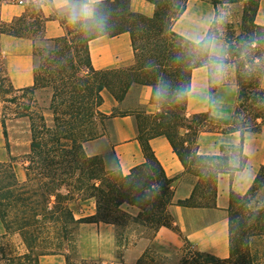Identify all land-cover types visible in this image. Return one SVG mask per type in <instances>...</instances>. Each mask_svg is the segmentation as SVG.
<instances>
[{"label":"trees","instance_id":"1","mask_svg":"<svg viewBox=\"0 0 264 264\" xmlns=\"http://www.w3.org/2000/svg\"><path fill=\"white\" fill-rule=\"evenodd\" d=\"M6 1L0 0V7ZM147 1L154 6L152 18L130 13L129 0L97 3L91 19H83L76 10L72 22L60 20L65 34L58 39L43 37L45 19L41 6L28 8L10 23L0 20V36L33 41L34 74L33 87L16 90L0 59L3 82L0 93L29 96L22 113L15 117L26 121L29 133L24 182L17 181L11 161L0 162V222L6 235L19 236L24 252L11 257L0 254V263L39 264L41 257L62 255L66 264H104L79 257L76 232L81 224L104 223L122 232L140 227L153 232L161 227L174 230L169 207L212 208L218 177L230 171L227 157L199 156L187 150L185 144H190L202 128H227L224 130L240 132L242 140L243 133L251 130L247 126L249 121L256 128L264 125V90L260 88L264 74V26L254 24L259 2L246 1L240 22L226 27L227 33L223 35L226 57L217 59L208 56L209 42L216 35L214 30L200 43H191L170 30L187 0ZM75 2L80 5L85 0ZM100 17L102 27L98 23ZM122 33L130 35L133 68L94 70L89 62L88 43L97 37ZM210 62L234 65L237 105L229 120H216L208 114L188 120L185 102L190 72ZM132 84L151 87L152 102L157 107L155 114L144 116L129 108H113L110 115L100 111L103 93L120 103ZM38 92H48L47 103L39 102ZM2 101L14 103V99ZM134 113L137 139L146 163L123 175L113 143H109L108 122ZM1 127L6 138L4 119ZM185 129L193 132L191 140L178 141L180 130ZM157 136L168 140L185 171L196 179L189 199L173 201L171 181L149 147V140ZM88 143H108L116 170L105 161L103 153L87 154ZM89 201L93 202L92 214L85 208ZM228 230L229 258L199 252L183 239L177 264L260 263L259 251L254 248L259 247L256 239L264 240V164L243 196L231 194ZM122 240L123 234L117 233V247L126 246V240L124 245ZM109 264L125 263L120 254ZM136 264L170 263L167 257L154 258L147 252Z\"/></svg>","mask_w":264,"mask_h":264},{"label":"crops","instance_id":"2","mask_svg":"<svg viewBox=\"0 0 264 264\" xmlns=\"http://www.w3.org/2000/svg\"><path fill=\"white\" fill-rule=\"evenodd\" d=\"M114 0H85L78 4L75 0H7L0 7V20L10 23L20 17L28 8L41 6L45 19L43 37L58 39L64 36L65 28L60 20L66 23L73 21V12L79 10L83 19H91L97 3ZM212 1H217L213 5ZM248 0H187L185 9L174 21L170 30L191 43L202 42L213 30L215 24L225 23L236 26L242 18L244 3ZM259 2L254 16V24L264 26V0ZM129 12L152 18L154 6L147 0H129ZM87 14H85V11ZM209 42V58L224 59L226 47L221 30H217ZM33 41L29 38H17L8 35L0 36V59L11 86L16 89H27L34 85L33 74ZM88 56L92 68L96 71H128L134 66V51L130 35L122 33L114 37L101 36L88 43ZM215 64L193 68L189 77V90L185 102V116L190 120L199 114H208L216 120H229L237 105V87L235 74L225 75L220 81L213 82V66ZM223 80V81H221ZM264 90V74L260 81ZM103 104L100 111L106 115L113 108H129L135 113L151 116L157 112L152 102V89L146 84H132L124 99L118 103L108 93H103ZM135 113L122 117H114L108 122L109 137L113 143V151L118 167L123 175H128L136 167L146 163L141 144L137 139ZM192 131L180 130L182 137H192ZM187 141V140H186ZM186 143V142H185ZM90 144H86L89 155ZM188 146V142L185 144ZM149 147L171 181L173 201L189 199L196 179L189 175L173 152L168 140L157 136L149 140ZM190 147L197 155L203 157H227L229 172L220 174L216 182L215 204L212 208H187L172 205L169 213L174 230L165 227L151 232L147 228H133L134 238L128 240L122 251L125 264H136L145 253L167 257L169 263L183 245V239L199 252L219 259L229 258L228 208L231 194L243 196L264 164V125L257 132L246 131L241 140L240 132H229L220 129H201L192 137ZM99 153V152H97ZM6 159L0 162H6ZM25 174L17 171V181L24 182ZM92 214L93 208L90 209ZM81 239L115 247L116 228L113 225L81 224L78 226ZM93 233V234H89ZM3 234L0 232V235ZM102 247V246H101ZM104 248V247H102ZM60 257L44 256L39 264H62Z\"/></svg>","mask_w":264,"mask_h":264},{"label":"rangeland","instance_id":"3","mask_svg":"<svg viewBox=\"0 0 264 264\" xmlns=\"http://www.w3.org/2000/svg\"><path fill=\"white\" fill-rule=\"evenodd\" d=\"M226 24H216V27H214V32L216 33L218 28L221 30V32L226 34ZM81 60L82 63L85 62L84 59V53H81ZM232 73L235 74V67L232 64L228 65H214L213 66V82L220 81V77L223 79L225 75H228ZM223 81V80H221ZM0 84H3L2 82V74L0 73ZM106 93V92H105ZM21 97H24L25 99L22 100ZM29 96L27 94H16L8 93L7 95H3L0 93V161L3 159H6V162L11 161L13 170L15 172V176L17 179V171H21L22 175L24 176V167L26 165L25 161V155L28 153L29 150V133H28V126L25 120H18L17 115L19 113H22V107L27 104L26 99H28ZM36 98L41 103L42 101L47 103L49 94L48 92H38L36 95ZM12 100L14 99V103H8L3 102L2 100ZM5 120V131H6V138L3 136V128L1 127V121ZM210 122V121H208ZM207 122V123H208ZM212 123V122H211ZM210 123V124H211ZM261 125V124H260ZM260 125L255 126L254 122L251 120L247 123V126L249 127L250 132H257L260 128ZM227 129V128H223ZM108 132H110L108 130ZM185 141V140H191V136L188 137H180L178 141ZM111 137L109 140V143H111ZM108 143H92L90 144L92 153H103L105 156V161L116 170V163L114 159L109 154V148ZM189 149L190 152L193 151L190 147V144L186 148ZM93 208V202L89 201L85 204V208L89 211V209ZM150 233L152 232L151 229H149ZM0 232L3 234L0 235V254L4 257H11L17 254H22L24 252V247L22 245V242L17 234H9L6 235L4 228L0 222ZM117 233L123 234V240L122 245L125 244L127 241L132 238H134V235L132 233V229L130 228L127 232L123 231L122 229L116 230V239H115V247L111 249L110 247H107L106 245H100L96 244L95 242L85 240L89 237V235H84L86 238L81 239L78 235V231L76 232V238H77V244H78V255L79 257L87 260H94V261H102L104 264H109L111 262H115L117 260V257L122 255V251L124 248L117 247ZM93 234V233H89ZM255 241L258 242L259 247H255L254 249H258L260 254V263L264 264V240L262 238L256 239ZM104 248H102V247ZM55 256V255H54ZM62 256V255H58ZM154 258H158L159 256L152 255ZM180 256L177 254L175 257L171 259L172 264H177ZM62 264H66L65 258L60 257ZM0 264H4L1 262ZM57 264V263H55Z\"/></svg>","mask_w":264,"mask_h":264},{"label":"clouds","instance_id":"4","mask_svg":"<svg viewBox=\"0 0 264 264\" xmlns=\"http://www.w3.org/2000/svg\"><path fill=\"white\" fill-rule=\"evenodd\" d=\"M84 11H85V14H87L86 10H84ZM75 17H76V14L74 13L73 19H75ZM98 23L100 24L101 27L103 26V17L98 18ZM179 94H182V92ZM161 190H162V188H161Z\"/></svg>","mask_w":264,"mask_h":264},{"label":"built area","instance_id":"5","mask_svg":"<svg viewBox=\"0 0 264 264\" xmlns=\"http://www.w3.org/2000/svg\"><path fill=\"white\" fill-rule=\"evenodd\" d=\"M17 2H18L19 4H22V0H17Z\"/></svg>","mask_w":264,"mask_h":264}]
</instances>
